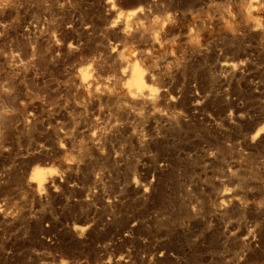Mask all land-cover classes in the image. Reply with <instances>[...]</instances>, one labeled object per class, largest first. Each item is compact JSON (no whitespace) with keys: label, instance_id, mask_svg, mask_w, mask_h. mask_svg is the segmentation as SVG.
<instances>
[{"label":"rangeland","instance_id":"rangeland-1","mask_svg":"<svg viewBox=\"0 0 264 264\" xmlns=\"http://www.w3.org/2000/svg\"><path fill=\"white\" fill-rule=\"evenodd\" d=\"M262 130L264 0H0V264H264Z\"/></svg>","mask_w":264,"mask_h":264},{"label":"bare ground","instance_id":"bare-ground-1","mask_svg":"<svg viewBox=\"0 0 264 264\" xmlns=\"http://www.w3.org/2000/svg\"><path fill=\"white\" fill-rule=\"evenodd\" d=\"M131 16V15H130ZM134 82H136L137 84H140L141 82H142V78H143V76L140 74V72L139 71H137V70H135L134 72ZM142 76V77H141ZM86 82H87V80H86ZM132 85H133V87L134 86H136V85H134L133 83H132ZM141 87V86H140ZM139 87V88H140ZM137 88V87H136ZM135 89V88H134ZM142 89V88H141ZM141 93V92H140ZM41 171H43V169H40ZM36 171V176L39 178V180H42V179H40V177L42 178L43 177V175L45 174V172L43 173V175H42V172L41 171ZM47 173V172H46ZM35 175V174H34ZM36 176H35V178H36ZM38 182V181H37ZM40 184V182L38 183V185Z\"/></svg>","mask_w":264,"mask_h":264},{"label":"snow or ice","instance_id":"snow-or-ice-1","mask_svg":"<svg viewBox=\"0 0 264 264\" xmlns=\"http://www.w3.org/2000/svg\"><path fill=\"white\" fill-rule=\"evenodd\" d=\"M262 131H264V130H262Z\"/></svg>","mask_w":264,"mask_h":264}]
</instances>
